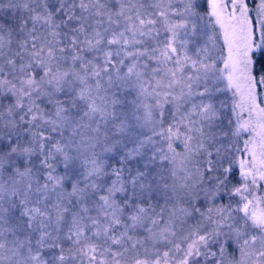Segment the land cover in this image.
Segmentation results:
<instances>
[{"label":"snow or ice","instance_id":"obj_1","mask_svg":"<svg viewBox=\"0 0 264 264\" xmlns=\"http://www.w3.org/2000/svg\"><path fill=\"white\" fill-rule=\"evenodd\" d=\"M0 0V264H264V0Z\"/></svg>","mask_w":264,"mask_h":264},{"label":"trees","instance_id":"obj_2","mask_svg":"<svg viewBox=\"0 0 264 264\" xmlns=\"http://www.w3.org/2000/svg\"><path fill=\"white\" fill-rule=\"evenodd\" d=\"M197 3L201 5V7L199 8V11L203 13L207 10L206 0H197Z\"/></svg>","mask_w":264,"mask_h":264}]
</instances>
